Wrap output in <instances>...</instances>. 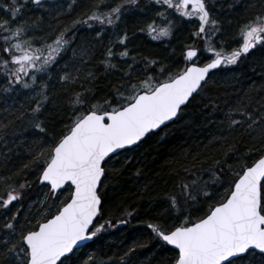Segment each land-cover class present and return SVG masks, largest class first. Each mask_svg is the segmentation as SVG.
I'll use <instances>...</instances> for the list:
<instances>
[{"label":"trees","instance_id":"1","mask_svg":"<svg viewBox=\"0 0 264 264\" xmlns=\"http://www.w3.org/2000/svg\"><path fill=\"white\" fill-rule=\"evenodd\" d=\"M17 2L24 4L18 20L34 21L28 25L27 35L44 42L43 38L53 39L54 34L69 26L73 19L88 14L98 0ZM104 2L109 7L112 4V0ZM2 3H10V0H0V5ZM209 3L218 24L215 35L208 41L203 34L200 39L194 35L199 26L197 17H182L174 10H170L167 17H159L156 0L124 3L126 11L113 25H104L103 31L99 22L93 23L91 28L84 24L70 26L66 33L68 45L46 72L37 73L48 86V100L38 115L29 112L38 98L33 96L35 88H25L19 82L11 84L6 73H0V196L6 195L7 186L27 182L19 204L13 207V210L20 209L18 228L21 221L24 227H31L28 221L38 222L47 214L46 209L54 211L61 200L67 198V187L52 197L46 185H38V165L42 161L35 160L34 156L44 143L63 134V126L69 123L75 111L83 110L69 103L74 99V92L92 88L95 90L93 99L113 95L114 86L126 79L123 73L129 71V65L132 75L139 79L144 78L146 69L155 68L158 73L161 66L165 69L164 75L175 72L185 66L184 50L196 43L200 52L196 62L202 64L214 55L207 52L205 43L224 52L231 51L242 42L240 25L256 13L264 14V0H209ZM9 15V10L0 7V18L8 19ZM153 20L154 28L171 20L170 35L157 38L150 34L145 26ZM11 26L14 28L15 22ZM125 31L127 37L121 46L116 42V35ZM5 34L0 30V37ZM109 41H113L116 53L122 47L129 51L128 56L116 57L115 68H106L103 63ZM250 52L251 55L242 54L236 63H222L209 72L204 88L172 122L149 133L134 150L110 162L97 221L106 222L105 227L91 242L78 248L68 264H81L89 255V264H171L175 250L164 244L150 227V223H169L175 215L169 212L164 193L178 191L177 184L191 180L195 173L201 181L198 191L202 184L212 189L208 200L203 202L206 206L223 195L227 187L212 179V170L230 176L229 165L237 169L241 162L253 158L247 150H259L264 145L259 136L254 138L239 127L228 126L225 116L237 101L257 113L260 106H264V59L260 56L264 45L257 43L255 51ZM150 60L157 64H149ZM88 72L95 78L88 77ZM64 73L74 79L61 80ZM37 120L42 122L43 130L35 128ZM229 146L233 151H229ZM197 199L203 200V197ZM190 211L192 216H198L202 208L198 211L193 205ZM0 213L9 216L2 208ZM107 221L114 226H109Z\"/></svg>","mask_w":264,"mask_h":264},{"label":"snow or ice","instance_id":"2","mask_svg":"<svg viewBox=\"0 0 264 264\" xmlns=\"http://www.w3.org/2000/svg\"><path fill=\"white\" fill-rule=\"evenodd\" d=\"M126 2L135 3V0H112L110 7L104 0H98L88 14L73 19L69 26L56 32L53 39L43 38L44 42L27 35L28 25L34 21L18 20L23 3L10 0V3L0 5L10 13L8 19L0 18V30L7 33L0 37V65L3 66L0 73H6L11 84L19 82L25 88H35L33 96L38 98L29 108L30 113L38 115L48 100L47 83L40 80L37 73L46 72L68 45L66 33L69 27L84 24L91 28L93 23L99 22L103 31L104 25H113L119 20L126 11L123 7ZM31 3L39 4L40 0H31ZM156 4L159 17L169 16L170 10L182 17H197L199 27L195 36L203 34L204 40L208 41L215 35L218 21L213 18L209 0H156ZM154 25L153 20L145 26L153 36L170 35L171 20L163 26L154 28ZM100 34V31L96 32L97 36ZM239 34L242 42L228 52L205 43L204 48L214 55L202 64L194 62L199 59L200 52L192 45L184 50L185 67L175 72L164 75L165 69L161 66L158 73L155 68L146 69L144 78L139 79L132 75L129 65V71L123 73L126 79L114 86L113 95L93 99L95 90L92 88L74 92V99L69 103L83 110L75 111L69 123L63 126V134L44 143L34 156L35 160L42 161L38 165V180L47 182L54 196L61 186L67 187V198L62 199L54 211L46 209L47 214L38 222L28 221L31 227H24L21 221L18 228L20 209L13 210V207L19 204L27 182L7 186L6 195L0 196V208L9 213V216L0 213V264H68L81 243L105 227L106 222L97 221L110 162L134 150L137 142L150 130L177 117L186 102L204 88L209 69L222 63H236L242 54L251 55L250 50L255 51L257 43L264 45V14L256 13L247 19L240 25ZM126 37V31L117 34L116 42L122 46ZM112 44L113 41H109L104 54L106 68L117 67L116 57L129 54L124 47L116 53ZM260 56L264 59V52ZM148 63L155 66L157 61ZM86 75L95 78L92 72ZM60 79L74 77L64 73ZM225 116L228 126L239 127L254 138L259 136L264 140V106H260L257 113L237 101ZM34 126L41 130L44 127L38 120ZM229 151H233L231 146ZM247 151L253 158L241 162L235 170L229 165L230 176L212 170V179L218 184H227V187L223 189V195L206 206L203 202L208 200L212 189L202 184L198 191L197 185L201 181L195 173L191 180L177 184L178 191L164 193L168 210L175 215L169 223H150V227L163 242L175 246L171 264H264V145L259 150ZM198 196L203 200H198ZM193 205L198 211L202 208L198 216L191 214ZM107 223L114 226L110 221ZM117 223L121 221L117 220ZM90 261L91 255L81 264Z\"/></svg>","mask_w":264,"mask_h":264},{"label":"water","instance_id":"3","mask_svg":"<svg viewBox=\"0 0 264 264\" xmlns=\"http://www.w3.org/2000/svg\"><path fill=\"white\" fill-rule=\"evenodd\" d=\"M189 6H190V5H189ZM198 27H199V26H198ZM200 38H201V36L198 37V39H200ZM195 46H197V48H198V43H196ZM183 56H184V62H185L186 57H185V55H184V52H183ZM218 66H219V65L215 66L213 69L217 68ZM213 69H209V72H211ZM206 79H207V77H206ZM187 103H188V102H186V104H187ZM175 118H176V117H175ZM175 118H172V120H171L170 122H172ZM170 122H169V121H166L164 125H166V124H168V123H170ZM164 125H163V126H164ZM163 126H161V127H163ZM161 127H159V128H161ZM159 128H158V129H159ZM158 129L150 130V133H151V132H155V131H157ZM147 135H148V134H146V136H147ZM146 136H145V137H146ZM145 137H143V138L141 139V141H142ZM141 141H140V142H141ZM140 142H137V144H139ZM38 185H46V186L48 187L49 192L52 194V191H51L50 185L47 184V182L39 181V180H38ZM63 188H65V186H61V189H63ZM61 189H57L56 192L58 193L59 191H61ZM52 197H55V196L52 195ZM98 215H99V213H98ZM94 219H96V218H94ZM92 240H93V237L89 238V240L82 242V243H81V246H83V245H85V244L91 242ZM162 242H163V241H162ZM163 243L166 244L167 246L173 248V249L175 250V246H173V245H169V244H167L166 242H163ZM81 246H80V247H81Z\"/></svg>","mask_w":264,"mask_h":264}]
</instances>
